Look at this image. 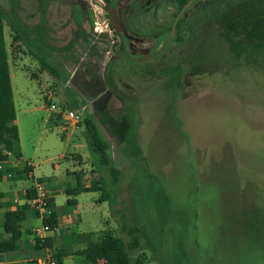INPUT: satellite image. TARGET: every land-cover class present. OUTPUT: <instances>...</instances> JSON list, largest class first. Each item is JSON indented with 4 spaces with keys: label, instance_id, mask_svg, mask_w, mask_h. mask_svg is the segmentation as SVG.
<instances>
[{
    "label": "rangeland",
    "instance_id": "rangeland-1",
    "mask_svg": "<svg viewBox=\"0 0 264 264\" xmlns=\"http://www.w3.org/2000/svg\"><path fill=\"white\" fill-rule=\"evenodd\" d=\"M70 1L89 44L75 39L70 3L0 0L22 34L12 43L5 25L18 150L35 179L79 168L73 157L87 164V180L101 176L81 123L66 137L62 115L47 113L50 96L62 111L94 116L121 172L113 209L100 192L76 197L81 216L94 220L87 228L126 242L122 226L137 228L129 254L141 264H264V66L237 71L215 23L238 0L218 1L167 44L179 13L174 0H116L123 50L103 0Z\"/></svg>",
    "mask_w": 264,
    "mask_h": 264
},
{
    "label": "trees",
    "instance_id": "trees-1",
    "mask_svg": "<svg viewBox=\"0 0 264 264\" xmlns=\"http://www.w3.org/2000/svg\"><path fill=\"white\" fill-rule=\"evenodd\" d=\"M61 4H68L70 0H56ZM101 8L106 10L110 6L115 7V1L103 0ZM220 0H203L202 4L192 6L191 0H174L179 9V13L174 21L175 31L184 32V25L187 21L194 20L195 23L204 21L205 16L214 9ZM73 19L77 26L75 39L81 38L89 44L88 35L82 29L83 20L77 15L79 9L75 1L70 3ZM203 19V20H202ZM219 28L217 37L227 43L230 52L240 61L234 68L237 71L256 73L263 71L259 69L264 66V0H238L230 10L221 14L215 21ZM5 25L10 27L14 34L11 36L12 43L21 42L22 34L8 22L5 13L0 8V176L3 174L2 164L9 156L16 155L18 149V132L15 125L16 112L12 96V88L9 75V64L5 39ZM172 29V27H171ZM115 37L120 39L118 46L123 50L125 39L123 35ZM174 41V40H173ZM165 49L159 51V54ZM46 65V64H45ZM108 65V64H107ZM47 66V65H46ZM52 69L50 66H48ZM53 70V69H52ZM180 122L177 121L179 126ZM81 126L88 142V151L93 165L96 166L101 176L93 183V187L88 191L100 192V201L108 202L110 208H114L117 203V191L120 181V170L114 165L111 158V147L107 139L101 133L100 127L91 113L85 112L81 118ZM103 174V176H102ZM31 193V194H30ZM77 192L68 195H77ZM35 192L32 190L27 194V199H32ZM68 205L75 204L71 200ZM28 215L38 216L37 212L31 209L16 210L4 215L3 229L11 234L10 241H0V253L14 250L15 240L19 237L17 224L23 221ZM42 224L49 227V232L56 228V214L54 212L42 220ZM122 231L132 240L126 242L121 237H115L112 231H102L96 242L90 241L83 251L87 264H97L98 256H113L114 264H141L139 261H131L130 252L138 247V230L133 227L122 226ZM38 246L52 250L49 239L40 241L35 238ZM53 258L57 256L53 252Z\"/></svg>",
    "mask_w": 264,
    "mask_h": 264
},
{
    "label": "crops",
    "instance_id": "crops-1",
    "mask_svg": "<svg viewBox=\"0 0 264 264\" xmlns=\"http://www.w3.org/2000/svg\"><path fill=\"white\" fill-rule=\"evenodd\" d=\"M8 52L7 47L9 75L15 107L12 84L13 74L11 73ZM16 123L17 119H15V125ZM66 137L71 136L66 135ZM12 158L16 162L11 161ZM73 160L79 168H74L70 172H66L65 175H60L46 181L35 179L33 166L29 162L24 161L18 149L16 155L9 156L8 160L2 164L4 172L0 176V185H5L6 188L0 189V241L6 242L11 240V234L6 233L3 229L4 215L20 209L31 210V199L28 200L26 197L33 190L34 180L43 182L50 195L49 213L54 212L56 214V228L54 230L58 232H53V230L45 234V238L49 239L52 245V250L38 246L35 241L34 230L39 226L32 223L31 220L38 222L40 226L42 221L39 216L28 215L17 224L19 237L15 240L14 250L0 253V264H39L46 257L50 256L53 258V252L57 256V259L53 258L56 264H62V260H65L67 264H87L85 256L82 253L90 241L96 242L99 239V237L96 239L95 234H100L102 231H94L87 228L94 220L88 217L86 213H84V217L81 216V204L77 198L82 194L94 192L88 191V189L93 187V183L96 180H87L89 170L86 169L87 164L84 161H81L78 157H73ZM17 162L21 163V167L16 165ZM26 181L32 183L30 187L26 186ZM74 191L78 194L68 195V193H73ZM57 198H61V203H56ZM68 200H71L75 204L68 205ZM86 206L88 205H84V207ZM95 206L91 202L89 206L91 208H88L94 209ZM108 257L110 256H98L97 264H105Z\"/></svg>",
    "mask_w": 264,
    "mask_h": 264
},
{
    "label": "built area",
    "instance_id": "built-area-1",
    "mask_svg": "<svg viewBox=\"0 0 264 264\" xmlns=\"http://www.w3.org/2000/svg\"><path fill=\"white\" fill-rule=\"evenodd\" d=\"M101 9V8H100ZM93 28L96 34H101L102 29L99 27L97 22L94 23ZM48 107L46 109L48 114H60L64 122L63 132L67 136H72L73 133L80 128L81 114L73 110H60L55 102L51 101V97L48 96ZM33 191L35 196L30 201L31 209L37 212L41 221L49 215L50 195L46 190L43 182L34 180ZM49 232V227L46 224H41L40 227L34 230V237L40 241L45 239V234ZM39 264H56L55 259L52 257H46L41 260Z\"/></svg>",
    "mask_w": 264,
    "mask_h": 264
},
{
    "label": "flooded vegetation",
    "instance_id": "flooded-vegetation-1",
    "mask_svg": "<svg viewBox=\"0 0 264 264\" xmlns=\"http://www.w3.org/2000/svg\"><path fill=\"white\" fill-rule=\"evenodd\" d=\"M113 1L116 2V0H113ZM115 7L114 6H110V7L106 8V10H104V11H107V13H108V19H109L110 22L111 21H115L117 23L118 22V19L116 17V13H115L116 12V8ZM117 24H118V26H120L119 25V22ZM173 24H174V22H173ZM173 24H172V26H173ZM143 59L144 58H141L140 60L141 61H144ZM146 60H148V59H146Z\"/></svg>",
    "mask_w": 264,
    "mask_h": 264
},
{
    "label": "water",
    "instance_id": "water-1",
    "mask_svg": "<svg viewBox=\"0 0 264 264\" xmlns=\"http://www.w3.org/2000/svg\"><path fill=\"white\" fill-rule=\"evenodd\" d=\"M111 23L114 25V31H115V33H117V35H120L121 30H120L118 24H117L115 21H111ZM174 30H175V23H174L173 26H172V29H171V32H170V34H169V37H168V40H167L166 44L169 43L170 38L172 37ZM166 44L164 45V47L166 46ZM157 53H158V52H155L152 56L157 55ZM152 56H151V57H152ZM151 57L144 58L143 60L150 59Z\"/></svg>",
    "mask_w": 264,
    "mask_h": 264
}]
</instances>
